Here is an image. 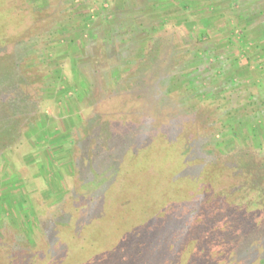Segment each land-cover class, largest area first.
I'll return each instance as SVG.
<instances>
[{"label":"rangeland","instance_id":"obj_1","mask_svg":"<svg viewBox=\"0 0 264 264\" xmlns=\"http://www.w3.org/2000/svg\"><path fill=\"white\" fill-rule=\"evenodd\" d=\"M262 197L264 0H0V264H83L124 220L170 229L143 264L224 224L264 264Z\"/></svg>","mask_w":264,"mask_h":264},{"label":"trees","instance_id":"obj_2","mask_svg":"<svg viewBox=\"0 0 264 264\" xmlns=\"http://www.w3.org/2000/svg\"><path fill=\"white\" fill-rule=\"evenodd\" d=\"M217 169L218 168H215V172L213 174L210 172L206 173V175H209V178H210L209 179V184L211 185L210 191H213L214 183L215 184L217 183L218 177L220 176V173H221L219 171V169L218 170ZM262 199H264V197H262ZM192 200L193 199L190 198L188 205L186 204L187 208H185V211L189 210L192 213L191 214L192 217L197 215V214L199 216L202 212H206V211H203L204 209L203 210H201V209L195 210V208L197 207L196 201H194V200L192 201ZM259 201H261V200H259ZM259 201L257 202V200H255L253 202L255 205L261 206L259 204L260 203ZM213 202H215V201L213 200ZM145 204L147 205L148 202H145ZM214 207L215 206L213 205L211 208H214ZM106 210H108V208ZM194 210H195V212H194ZM210 210L214 211V209H210ZM175 211L178 212L179 210H178L177 204H175V202H173L171 204V208L168 212V220H170L169 217L171 215L174 216L173 212H175ZM217 211L218 210L216 207V210L211 213V216H214L216 218L217 213H215V212H217ZM179 214H183V211L181 210V213H179ZM149 215L154 216V218H156L158 214H157L156 210H152L150 212H145L144 218L148 219ZM217 218H218L217 220L221 221L220 217L217 216ZM190 219H191V216H190V218H188V221ZM132 221L135 222V220H132ZM123 222H124L123 224H119V226H122V228H121V230H119L117 237H121V238L123 237L124 238L125 236H128L130 234L132 237L131 241L128 242V241H126L127 239L113 240V237H112L109 240H105V241L102 240L101 242L97 243L96 246H94L92 244V242L88 243L89 247H88L87 251L85 252L86 254L83 255V264H143V260L140 258L139 253L134 254L135 252H138V251L134 250L133 248H135V246L139 245V244L142 246L146 245L147 240H153L154 238L159 237V236H166V233L170 230V229H167L165 231H160L159 229H156L158 232L156 231V235H153V233L148 230V224L146 223V227L140 225L142 235H140L141 233L138 235H135L134 232L136 231L135 229H137V228H135V229H132V228L138 226V224L135 222V225L132 228H129V226L132 225L130 223L131 221L126 222V220H124ZM224 222H226V221H224ZM239 223L241 224V222H239ZM226 224L228 225V223H226ZM156 226L160 227V226H162V223L158 222ZM224 228H225V224L223 225V227H219L220 232L218 234H213L212 240H210V237H209V240H207V236H206L205 232H209V231L203 230L202 232H204V233L201 232L198 235L200 240H198V238H197V240H195L196 238H191V239L187 240V243H183V246H180V245L177 246L175 248V251L179 247V249H180L179 251L185 252L187 255L186 257L193 258L195 260V264H223L225 258L228 259V257H229L228 254H230V253L227 251H221L220 249L217 248L216 245H217V241L224 239V233L226 232V229H224ZM104 229H107V226H104ZM184 232L187 233L186 238L192 237L190 235V232H191L190 229L188 231H184ZM144 234H146L147 236L143 237ZM139 236L141 238H139ZM155 241L156 242H153V243L155 245H157V247H158V243L161 240H155ZM157 241H158V243H157ZM126 247H128V248H126ZM83 248H84V245H83ZM166 249L168 250V246L166 247ZM116 254H118L119 256H116ZM104 258H110V259L109 260L106 259L104 261ZM87 259H88V261H86ZM228 261L231 264H232V262H234V261H231L230 259H228ZM225 264H227V263H225Z\"/></svg>","mask_w":264,"mask_h":264}]
</instances>
